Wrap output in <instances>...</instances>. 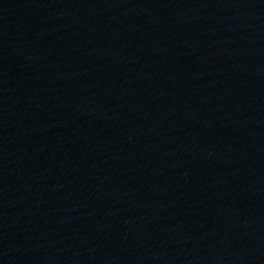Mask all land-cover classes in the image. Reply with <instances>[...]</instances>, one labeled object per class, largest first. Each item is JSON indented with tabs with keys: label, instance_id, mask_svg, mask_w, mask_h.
I'll return each mask as SVG.
<instances>
[{
	"label": "water",
	"instance_id": "1",
	"mask_svg": "<svg viewBox=\"0 0 264 264\" xmlns=\"http://www.w3.org/2000/svg\"><path fill=\"white\" fill-rule=\"evenodd\" d=\"M0 264H264V0H0Z\"/></svg>",
	"mask_w": 264,
	"mask_h": 264
}]
</instances>
